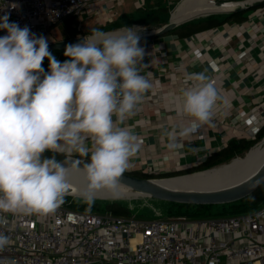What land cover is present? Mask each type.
<instances>
[{"label":"clouds","instance_id":"obj_1","mask_svg":"<svg viewBox=\"0 0 264 264\" xmlns=\"http://www.w3.org/2000/svg\"><path fill=\"white\" fill-rule=\"evenodd\" d=\"M0 253L10 245L6 234L13 216L53 215L82 174L77 195L91 208L97 194L121 198L124 173L142 149L126 124L154 90L145 71V49L137 29H92L69 44L63 63L43 35L0 16ZM49 61L48 71L43 61ZM219 93L207 70L187 75L176 115L184 126L161 129L169 151L204 126L214 127ZM203 149L190 146L196 155ZM51 152V157H45ZM63 156L58 160L56 155ZM0 264H16L0 256Z\"/></svg>","mask_w":264,"mask_h":264},{"label":"crops","instance_id":"obj_2","mask_svg":"<svg viewBox=\"0 0 264 264\" xmlns=\"http://www.w3.org/2000/svg\"><path fill=\"white\" fill-rule=\"evenodd\" d=\"M159 10L155 1L149 4L148 0H99L82 17L59 24L66 30L56 35L50 32L47 41L90 35L92 29H110L125 14L135 17L136 22L118 29L142 25L143 29L137 31L142 34L166 24L157 25L150 20V14ZM176 10L168 9L164 15L168 22ZM217 10L227 12L234 8L214 11ZM143 17L147 21L143 22ZM140 46L145 49L143 63L148 65L145 71L152 73L154 90L145 96L137 114L126 121L142 143L128 171L161 174L196 166L231 140L251 138L252 127L264 125V6L247 11L241 21H227L190 35L169 31L141 41ZM64 52L65 49L52 54L59 56ZM203 70H207L219 93L215 126L200 128L183 141L184 149L169 151L161 129L188 123L176 115L180 91L188 74ZM190 146L203 150L193 155L188 152Z\"/></svg>","mask_w":264,"mask_h":264},{"label":"built area","instance_id":"obj_3","mask_svg":"<svg viewBox=\"0 0 264 264\" xmlns=\"http://www.w3.org/2000/svg\"><path fill=\"white\" fill-rule=\"evenodd\" d=\"M96 1L0 0V16L48 39L55 25L82 17ZM260 127L249 134L254 137ZM5 215L10 245L0 256L16 264H264V204L228 216L152 220L65 204L47 217Z\"/></svg>","mask_w":264,"mask_h":264},{"label":"trees","instance_id":"obj_4","mask_svg":"<svg viewBox=\"0 0 264 264\" xmlns=\"http://www.w3.org/2000/svg\"><path fill=\"white\" fill-rule=\"evenodd\" d=\"M260 6H264V4H259L249 9H245L243 11L235 12L231 11L226 14H217L212 13L205 16L198 17L191 21H188L175 29L171 30L177 31L182 35H190L194 32L205 30L208 28L216 27L221 25L227 21H241L245 19V13L253 8H257ZM164 13V14H163ZM168 13V9H161L159 11H153L150 15V20L157 25L165 24L168 21L164 17L165 14ZM142 21H147V18L143 17ZM136 22V18L130 15H122L120 18L115 20L113 27L110 29H105L103 31H110L121 28L126 25H131L132 23ZM63 51V50H56ZM53 52V51H52ZM58 61L63 63L68 57L63 54H60L56 57ZM43 68L45 71H48L49 68V61L47 58L43 61ZM264 138V125L260 127L254 137L249 139H233L231 140L228 145L211 154L206 161L199 163L196 166H191L184 169H179L176 171H171L168 173H161V174H154V173H145V172H133L127 171L132 175L144 177V178H163V177H170V176H177L188 174L196 171H202L208 168H212L214 166L228 163L233 158L243 155L245 152L250 150L253 145L258 143ZM53 153L45 152V157H51ZM56 158L58 160H63V156L57 154ZM121 199H103L104 203H100L97 200L94 201L91 208L83 202V200H77L76 198H72L70 195L65 197V205H68L71 208L79 209V210H87V211H112L114 214L128 216L131 214V211L128 207H126L122 202ZM169 207V215H182L186 214L192 217H214V216H228L233 214H240L245 212H250L259 206L264 204V184H262L255 192L248 195L245 198L240 200L230 202V203H223V204H193V203H180V202H170Z\"/></svg>","mask_w":264,"mask_h":264},{"label":"water","instance_id":"obj_5","mask_svg":"<svg viewBox=\"0 0 264 264\" xmlns=\"http://www.w3.org/2000/svg\"><path fill=\"white\" fill-rule=\"evenodd\" d=\"M227 3L230 4V3H235V2L228 1L224 4H227ZM256 4H264V0H252L248 4L237 6V8H235L234 10L243 11L245 8L252 7ZM228 12H231V11L222 12L218 10V11H214L210 13L201 12V13H197L192 16L186 17L182 20H175L172 17V19L168 23L163 25L162 27L157 28V29H152L150 31H146L142 34H138L141 37L140 42L143 40L162 36L163 34L173 30L178 25L186 21H189L191 19L205 16V15L212 14V13H228ZM86 36L87 35L72 36L67 39H62L58 41H50L48 42L49 50L51 52L56 51V50H64L67 45L78 43L81 40H83V38ZM251 150L252 149H250V151ZM213 168L215 167L208 168L202 171L188 173V174L163 177V178H144V177L132 175L126 171L122 179V184L133 189L136 192H139L138 195L147 196V197H151L155 199H162V200H166L170 202L193 203V204H223V203L234 202V201L247 197L248 195L255 192L262 184H264V162L255 171V173L251 175L249 178L236 182V183L226 185V186H213L212 184H210L209 186L202 185L201 187L198 186V187H192V188H186V189H175V188H171L167 185H164L158 182L159 180H163V179H170V178H175V177H183V176H189V175H193L197 173H202L208 170H212Z\"/></svg>","mask_w":264,"mask_h":264},{"label":"bare ground","instance_id":"obj_6","mask_svg":"<svg viewBox=\"0 0 264 264\" xmlns=\"http://www.w3.org/2000/svg\"><path fill=\"white\" fill-rule=\"evenodd\" d=\"M251 1L252 0L235 2L230 4L228 3L210 4L207 0H184L179 6V9L177 10L178 12L174 14V19L182 20L188 17L191 14V12L195 14L199 13V11L194 12V9L200 5L206 7L204 12L210 13V12H214L215 8L232 7L235 9L237 8V6L248 4ZM255 152H256V148H253L246 156L237 157L233 159L231 162L215 167L212 170H208L202 173H197L189 176L163 179V180H159L158 182L175 189H186V188H192L198 186L201 187L202 185L209 186L210 184H212L213 186H226L232 183H236L249 178L264 162V155H263L260 161H258L254 165H251L254 159ZM84 183L85 181L82 174H74L71 178L72 188L70 193L72 195L79 197L76 193L81 187H83ZM127 191H130L131 194L126 195L125 193ZM138 194L139 192H136L133 189L122 184L121 198H130L132 196H137ZM108 196L109 195L106 192H100L97 194L96 198L104 197L102 199H112L110 196L109 197Z\"/></svg>","mask_w":264,"mask_h":264},{"label":"rangeland","instance_id":"obj_7","mask_svg":"<svg viewBox=\"0 0 264 264\" xmlns=\"http://www.w3.org/2000/svg\"><path fill=\"white\" fill-rule=\"evenodd\" d=\"M150 1L157 2L158 8H160V9L167 8V9L171 10L172 8L173 9L177 8V10H178L179 9V6L181 5V3L184 0H148V3L149 4H150ZM201 6H203V5L197 6L194 9V12H196V11H199V13L204 12L205 9H206V7H204V6L201 7ZM136 10L137 9L135 8V11ZM177 10L174 12V14L176 12H178ZM137 13H138V10H137ZM194 14L195 13H192L191 12V14L189 16H192ZM165 16H167V15H165ZM92 21L93 20H90V23ZM59 24H61V23H59ZM59 24H57V25H55L53 27V29L51 31L52 34H55L56 35L57 33H60V32H62L64 30H66V27L65 26H62V25H59ZM131 27L137 29V31H141L144 26H142V25H133ZM53 52H56V51H53ZM57 56H55V57H57ZM253 148H256V152H255L254 159H253V162H252L251 165H254L258 161H260L261 158L264 155V138L261 141H259L258 143H256L255 145H253V147H251L250 149H253ZM249 151L250 150H248L247 152H245L243 155H240V156H237V157H244V156H246L248 154ZM223 164H225V163H223ZM221 165L222 164H220V166ZM218 166L219 165H217V167ZM214 167H216V166H214ZM125 194L126 195H129L131 193H130V191H127ZM125 194H123V195H125ZM69 195L72 198H76L77 200H81L79 197H77L75 195H72V194H69ZM102 198H104V197H102ZM102 198H96L95 200H97V202L98 201L100 202V201H103ZM121 202L126 207H128L130 209V211H131L132 214L136 215L140 219L152 220V219H162V218H166L168 216H172V215H169L170 203L168 201H166V200L155 199V198H151V197H145V196L137 195V196H132L130 198H122L121 199ZM100 203H104V202H100ZM96 212H104V211H96Z\"/></svg>","mask_w":264,"mask_h":264}]
</instances>
